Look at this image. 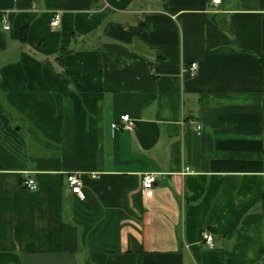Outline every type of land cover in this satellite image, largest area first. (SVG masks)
<instances>
[{"label":"crops","instance_id":"1","mask_svg":"<svg viewBox=\"0 0 264 264\" xmlns=\"http://www.w3.org/2000/svg\"><path fill=\"white\" fill-rule=\"evenodd\" d=\"M0 264H264V0H0Z\"/></svg>","mask_w":264,"mask_h":264},{"label":"built area","instance_id":"2","mask_svg":"<svg viewBox=\"0 0 264 264\" xmlns=\"http://www.w3.org/2000/svg\"><path fill=\"white\" fill-rule=\"evenodd\" d=\"M221 0H213V3L219 4ZM60 14L56 13L53 15L52 20H51V25L56 26L60 22ZM6 29H9V25L5 26ZM198 68V63L194 62L191 64V73L192 75L196 74V70ZM120 120L124 123V126L128 129H133L135 126V121L134 119L129 115V114H123L120 117ZM197 130H201L202 126L200 124H196ZM68 182L71 187V191L78 195L80 199L85 198V194L83 191V180H82V175L78 173H71L68 175ZM156 178L153 173H147L143 176L142 178V191L145 196H149L152 193L154 184H155ZM24 186L29 189H37L38 188V183L35 179H28L25 180ZM203 238L205 241L212 246V241H213V236L208 233V232H203Z\"/></svg>","mask_w":264,"mask_h":264},{"label":"trees","instance_id":"3","mask_svg":"<svg viewBox=\"0 0 264 264\" xmlns=\"http://www.w3.org/2000/svg\"><path fill=\"white\" fill-rule=\"evenodd\" d=\"M22 38H23V39L26 38V32H25V31H23V33H22Z\"/></svg>","mask_w":264,"mask_h":264}]
</instances>
